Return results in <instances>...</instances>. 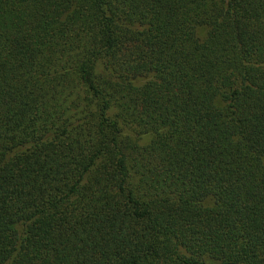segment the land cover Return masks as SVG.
Masks as SVG:
<instances>
[{
	"label": "trees",
	"instance_id": "1",
	"mask_svg": "<svg viewBox=\"0 0 264 264\" xmlns=\"http://www.w3.org/2000/svg\"><path fill=\"white\" fill-rule=\"evenodd\" d=\"M0 264H264V0H0Z\"/></svg>",
	"mask_w": 264,
	"mask_h": 264
}]
</instances>
